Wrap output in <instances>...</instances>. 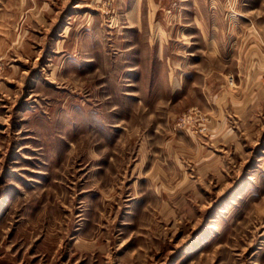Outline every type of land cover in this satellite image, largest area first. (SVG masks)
<instances>
[{
    "label": "rangeland",
    "instance_id": "374dc122",
    "mask_svg": "<svg viewBox=\"0 0 264 264\" xmlns=\"http://www.w3.org/2000/svg\"><path fill=\"white\" fill-rule=\"evenodd\" d=\"M0 264H264V0H0Z\"/></svg>",
    "mask_w": 264,
    "mask_h": 264
}]
</instances>
